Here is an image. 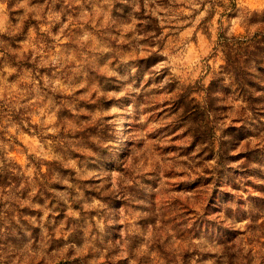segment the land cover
<instances>
[{
  "label": "rangeland",
  "instance_id": "374dc122",
  "mask_svg": "<svg viewBox=\"0 0 264 264\" xmlns=\"http://www.w3.org/2000/svg\"><path fill=\"white\" fill-rule=\"evenodd\" d=\"M0 264H264V0H0Z\"/></svg>",
  "mask_w": 264,
  "mask_h": 264
},
{
  "label": "trees",
  "instance_id": "16d2710c",
  "mask_svg": "<svg viewBox=\"0 0 264 264\" xmlns=\"http://www.w3.org/2000/svg\"><path fill=\"white\" fill-rule=\"evenodd\" d=\"M220 41L223 42V48H225L226 67L224 68L227 74L233 76L237 89L242 92H247V89L251 86V80L255 78V75L251 74V41L244 42L239 39H227L225 36H220ZM245 50V55L240 51ZM247 57V59L245 58ZM245 58V60H244ZM214 85V84H213ZM210 86L211 88L213 86ZM63 171H65L63 169Z\"/></svg>",
  "mask_w": 264,
  "mask_h": 264
}]
</instances>
